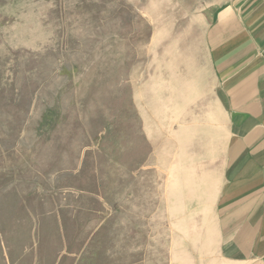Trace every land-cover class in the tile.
<instances>
[{"label": "rangeland", "instance_id": "rangeland-1", "mask_svg": "<svg viewBox=\"0 0 264 264\" xmlns=\"http://www.w3.org/2000/svg\"><path fill=\"white\" fill-rule=\"evenodd\" d=\"M226 1L0 0V264H192L145 218V105Z\"/></svg>", "mask_w": 264, "mask_h": 264}, {"label": "crops", "instance_id": "crops-1", "mask_svg": "<svg viewBox=\"0 0 264 264\" xmlns=\"http://www.w3.org/2000/svg\"><path fill=\"white\" fill-rule=\"evenodd\" d=\"M202 47L145 105L160 145L144 157L160 161L145 169V218L155 200L172 255L192 264H264V0H227Z\"/></svg>", "mask_w": 264, "mask_h": 264}]
</instances>
